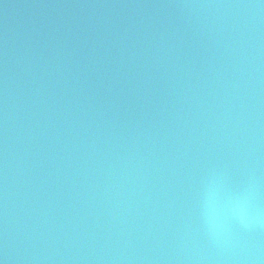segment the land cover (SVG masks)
<instances>
[{"label": "water", "instance_id": "obj_1", "mask_svg": "<svg viewBox=\"0 0 264 264\" xmlns=\"http://www.w3.org/2000/svg\"><path fill=\"white\" fill-rule=\"evenodd\" d=\"M264 0H0V264H264Z\"/></svg>", "mask_w": 264, "mask_h": 264}, {"label": "clouds", "instance_id": "obj_2", "mask_svg": "<svg viewBox=\"0 0 264 264\" xmlns=\"http://www.w3.org/2000/svg\"><path fill=\"white\" fill-rule=\"evenodd\" d=\"M236 223L245 230L264 226V212L253 204L251 193L230 198L224 212L213 210L203 214V224L209 238L218 244L232 240L229 223Z\"/></svg>", "mask_w": 264, "mask_h": 264}]
</instances>
